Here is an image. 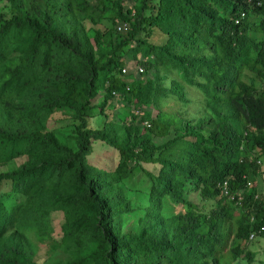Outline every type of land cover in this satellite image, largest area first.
I'll use <instances>...</instances> for the list:
<instances>
[{"label":"trees","instance_id":"16d2710c","mask_svg":"<svg viewBox=\"0 0 264 264\" xmlns=\"http://www.w3.org/2000/svg\"><path fill=\"white\" fill-rule=\"evenodd\" d=\"M4 1L0 264H252L264 0ZM98 142L112 168L89 162Z\"/></svg>","mask_w":264,"mask_h":264},{"label":"rangeland","instance_id":"374dc122","mask_svg":"<svg viewBox=\"0 0 264 264\" xmlns=\"http://www.w3.org/2000/svg\"><path fill=\"white\" fill-rule=\"evenodd\" d=\"M131 2H133V0H128L126 3L124 2V5L126 6V5L130 4ZM4 4H5V1L0 0V12L6 13L7 11L4 9ZM152 37H151V39L155 42L162 41V39L160 37H157L156 35L155 36L153 35ZM125 68H126V70H130V69L132 70L133 69L132 66H130V65H126ZM252 76H253V74L251 75V73H248L246 71V72H244L242 79L246 82H249L250 79H253ZM253 82H255V81H253ZM169 107L172 108L171 105H168L167 111L171 110V108H169ZM119 110H120L119 115L124 116L126 113V110H124V109H119ZM115 112H116L115 109H107L106 114L108 115L109 113H111L113 115V116H111L109 114L110 117H108L107 120L114 117ZM101 118L96 120V122H95L96 125L102 124L103 120ZM49 124H50L49 128L55 129L57 137L61 141H63L67 145L73 147L72 140H70V138L67 136V133H66V132H68V128L63 127L66 124L55 123L52 121H50ZM88 160H89V162H91L93 164H97L99 166H104L105 168H108V167L112 168L114 166L115 160H116L115 159V152L112 149L106 147L105 145H102L101 142L94 143L93 144V151L88 155ZM139 177H140V172L136 173L133 176L132 181H130V183L129 182L127 183L128 186L130 187V185H131L134 187H139V185L136 183V181ZM132 189H134V188H132ZM0 191L3 193H5L7 191L6 182L0 183ZM129 197L131 198V201L133 204H136V202L139 200L137 193H135L134 191H132V192L130 191ZM187 198H189V199H191L194 202L199 204V202L196 200L197 197H195L194 192H190L187 195ZM14 200L18 201V200H20V197L15 196V197L9 198L8 200H6V198L2 199V201L6 204L7 207H11V205H12L11 202ZM135 219H136V216H135V218L126 217L125 226H127V227L131 226L133 224V222L135 221ZM263 228H264V226H263ZM242 245L245 246L246 250L250 251L253 254L252 264H264V237L263 236H255L252 240L245 241L244 243H242ZM54 256H56V255H54ZM233 264H235V263H233ZM237 264H245V263L240 261Z\"/></svg>","mask_w":264,"mask_h":264},{"label":"built area","instance_id":"2783aa9c","mask_svg":"<svg viewBox=\"0 0 264 264\" xmlns=\"http://www.w3.org/2000/svg\"><path fill=\"white\" fill-rule=\"evenodd\" d=\"M243 16V13H240V17H242ZM236 21V20H235ZM116 30H118V31H124L125 30V25L124 24H118L117 26H116ZM125 70H126V68H125V66L121 69V72L122 73H125ZM139 72L141 71V68H138L137 69ZM246 185L247 186H249V183L247 182L246 183ZM261 188H264V182H261ZM231 199V198H230ZM263 228V226H261L260 227V229H262ZM253 237V233H251L250 235H249V239H251Z\"/></svg>","mask_w":264,"mask_h":264},{"label":"clouds","instance_id":"9594fccd","mask_svg":"<svg viewBox=\"0 0 264 264\" xmlns=\"http://www.w3.org/2000/svg\"><path fill=\"white\" fill-rule=\"evenodd\" d=\"M263 81H264V78H263ZM253 236H254V233H253ZM252 238H253V237H252ZM252 238H251V239H252Z\"/></svg>","mask_w":264,"mask_h":264}]
</instances>
